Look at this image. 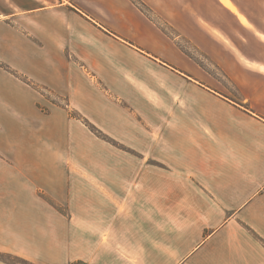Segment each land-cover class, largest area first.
I'll use <instances>...</instances> for the list:
<instances>
[{
  "label": "crops",
  "instance_id": "obj_1",
  "mask_svg": "<svg viewBox=\"0 0 264 264\" xmlns=\"http://www.w3.org/2000/svg\"><path fill=\"white\" fill-rule=\"evenodd\" d=\"M182 1L0 0V251L264 264V9Z\"/></svg>",
  "mask_w": 264,
  "mask_h": 264
},
{
  "label": "rangeland",
  "instance_id": "obj_2",
  "mask_svg": "<svg viewBox=\"0 0 264 264\" xmlns=\"http://www.w3.org/2000/svg\"><path fill=\"white\" fill-rule=\"evenodd\" d=\"M200 1V0H199ZM223 1L226 5H230V6H233L231 4H233V1L232 0H221ZM196 0H183L181 4L184 5V3L187 5V14L191 17V19L193 21H208L209 18H211L213 16V14L210 12V14L207 15L202 13L201 11H198V13H195L193 11H191L190 9H188V7H190V3L192 5V8H197L198 7V0H197V4L195 3ZM202 3L204 4V6H207V1L206 0H202ZM260 5L263 7L264 9V0H260ZM143 6V4H142ZM208 10V8H207ZM72 112V110H71ZM73 115H76L75 113H72ZM0 219L3 220V222H5L6 226L7 227H16L15 223H14V219L11 216H9L8 213L6 212H3V214L0 215ZM44 228L46 227L45 225H40L39 228ZM34 239V238H32ZM36 239V240H35ZM34 240L37 241L38 244H40V241L42 238H35ZM37 259V260H36ZM35 260L37 262L35 263H32L30 262L26 257L22 256V255H19L17 253H14V252H11V251H0V260L2 262H4L5 264H24L25 262H28L29 264H44V260H43V257L40 258V256L38 258H36Z\"/></svg>",
  "mask_w": 264,
  "mask_h": 264
},
{
  "label": "built area",
  "instance_id": "obj_3",
  "mask_svg": "<svg viewBox=\"0 0 264 264\" xmlns=\"http://www.w3.org/2000/svg\"><path fill=\"white\" fill-rule=\"evenodd\" d=\"M72 264H83V263H81V262H79V261H75V262H73Z\"/></svg>",
  "mask_w": 264,
  "mask_h": 264
},
{
  "label": "trees",
  "instance_id": "obj_4",
  "mask_svg": "<svg viewBox=\"0 0 264 264\" xmlns=\"http://www.w3.org/2000/svg\"><path fill=\"white\" fill-rule=\"evenodd\" d=\"M24 264H29L28 262H25Z\"/></svg>",
  "mask_w": 264,
  "mask_h": 264
}]
</instances>
